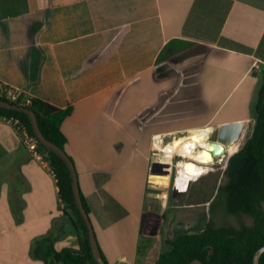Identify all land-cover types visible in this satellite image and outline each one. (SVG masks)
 Here are the masks:
<instances>
[{
  "label": "crops",
  "instance_id": "0c3cea01",
  "mask_svg": "<svg viewBox=\"0 0 264 264\" xmlns=\"http://www.w3.org/2000/svg\"><path fill=\"white\" fill-rule=\"evenodd\" d=\"M263 68L264 0H0V82L72 107L65 152L109 264H153L175 235L145 202L152 136L254 124ZM79 246L49 161L0 117V264Z\"/></svg>",
  "mask_w": 264,
  "mask_h": 264
},
{
  "label": "trees",
  "instance_id": "16d2710c",
  "mask_svg": "<svg viewBox=\"0 0 264 264\" xmlns=\"http://www.w3.org/2000/svg\"><path fill=\"white\" fill-rule=\"evenodd\" d=\"M21 97L12 101L0 95L4 100L32 110L44 137L65 150L67 138L61 124L71 114L72 107L60 108L37 97L22 102ZM253 107L255 113L251 134L243 147L228 158L224 170L226 182L220 187L225 195L227 212L247 214L252 218V224L231 227L207 223L198 231L177 233L167 240L168 248L161 250L153 264H190L195 259L204 264H253L255 251L264 245V70ZM0 117L18 118L34 136L25 112L0 107ZM38 144L56 177L61 199L73 215L80 244L79 248L52 250V259L47 264H97L88 249V234L74 201L69 170L59 155L39 141ZM81 199L88 212L82 195ZM259 263L264 264V252L260 255Z\"/></svg>",
  "mask_w": 264,
  "mask_h": 264
},
{
  "label": "rangeland",
  "instance_id": "374dc122",
  "mask_svg": "<svg viewBox=\"0 0 264 264\" xmlns=\"http://www.w3.org/2000/svg\"><path fill=\"white\" fill-rule=\"evenodd\" d=\"M234 100L233 96L224 101L222 107L225 106L221 115L228 107L232 106ZM254 113L253 107L250 114ZM248 122L247 130L250 134L253 122L252 120H248ZM212 127L215 129L211 136L214 139L217 137V127ZM169 141L165 143L167 144ZM171 155L172 166L168 174L162 168L154 167L156 163L153 160H151L149 167V186L146 190L145 202L146 205H150L153 212V219H155L153 228L160 225L161 222L165 236L169 237L171 236L169 232L172 235L181 232H195L207 223L231 227L252 224V218L249 215L229 213L225 208V195L223 190H220V187L226 182L222 157L213 160L214 163L212 161L209 165H194L191 159L174 158L175 155H178L177 153ZM152 156L154 157L153 154ZM173 158L174 160L177 159L176 164L173 162ZM173 164L176 165V168ZM210 165L211 169L209 170ZM171 171L172 174H170Z\"/></svg>",
  "mask_w": 264,
  "mask_h": 264
},
{
  "label": "water",
  "instance_id": "95a60500",
  "mask_svg": "<svg viewBox=\"0 0 264 264\" xmlns=\"http://www.w3.org/2000/svg\"><path fill=\"white\" fill-rule=\"evenodd\" d=\"M0 107L25 112L29 117L34 136L37 138V140L45 148L52 150L54 153L59 155L61 159L65 162L69 170V174L71 178V185H72L74 201L81 215V218L84 222V225L86 227V231L88 234V237H87L88 242H89L88 249L91 251L92 256L94 260L97 262V264H109L107 261L104 260L100 252V249L97 244L96 237H95V233L93 231V227H92L90 218L88 216V212L86 211L83 205L81 195H80V190H79L77 173H76V169H75L72 159L65 152V150H63L62 148H60L59 146H57L56 144L52 143L51 141L47 140L44 137V135L39 129L34 112L30 110L28 107L4 100L2 98H0ZM248 125H249L248 120H240V121L224 122L220 124L219 126H217L216 128L217 129V137H216L217 140L212 142L211 153L213 155L219 154L221 143L226 146L227 145L231 146V145L241 142L243 135H244V131L247 129ZM249 136L246 137L240 149L243 147V145L245 144ZM263 252H264V245L255 251L253 255V264H260L259 258ZM190 264H204V263L199 259H195Z\"/></svg>",
  "mask_w": 264,
  "mask_h": 264
},
{
  "label": "bare ground",
  "instance_id": "6f19581e",
  "mask_svg": "<svg viewBox=\"0 0 264 264\" xmlns=\"http://www.w3.org/2000/svg\"><path fill=\"white\" fill-rule=\"evenodd\" d=\"M212 130L213 128L208 125L199 128H193L177 133L167 144H157L155 147L159 149L160 152H156V154H154L153 162L156 163L154 166L162 168L163 171L168 174L172 166V153H177L182 157V160L184 158L191 159L194 162V165H209V163L213 160L225 157L238 151L246 137L249 136L248 130L246 129L241 142L231 146H226L221 143L219 154H215V156H213L209 152L212 146L211 142L208 140ZM182 176L183 175L181 172V177Z\"/></svg>",
  "mask_w": 264,
  "mask_h": 264
},
{
  "label": "built area",
  "instance_id": "2783aa9c",
  "mask_svg": "<svg viewBox=\"0 0 264 264\" xmlns=\"http://www.w3.org/2000/svg\"><path fill=\"white\" fill-rule=\"evenodd\" d=\"M253 67L255 68H259L258 65V60H254ZM0 95H3L4 97H6L7 99H10L12 101H16L18 98H20L21 96V101L22 102H29V98L27 96H24L19 90L9 87V86H5L0 82ZM8 122H10V124L12 125L15 133L17 134L19 140L21 141V143L23 144V146L27 149V151L29 152L30 156L35 159V160H48L46 157V154L43 153L40 149H39V144H38V140L35 136L31 135L27 128L25 127V125L16 117H9L6 118ZM213 128V127H212ZM214 128L212 130V132L210 133V137H208V140L211 142V146H212V142L216 141V138H212L211 136L214 133ZM176 134H156L152 136V142H153V155L156 152H160L159 149H157L155 146L157 144H163L167 141L170 140V138L172 136H175ZM199 148V147H197ZM209 152L211 153V149L209 150ZM212 154V153H211ZM213 155V154H212ZM215 156V155H213ZM177 157L180 158L181 156L179 155H175L174 158ZM230 157V156H229ZM229 157H222V160L224 162V168H226V164ZM173 158V162L176 164V160H174ZM182 158V157H181ZM196 162V161H195ZM214 163V162H213ZM174 165V164H173ZM174 167L176 168V165H174ZM211 169V165L209 166V170ZM52 170V168H51ZM208 170V171H209ZM176 172V169H175ZM172 174V171L171 173ZM175 176V173H174ZM171 180V179H170ZM194 181V180H193Z\"/></svg>",
  "mask_w": 264,
  "mask_h": 264
}]
</instances>
